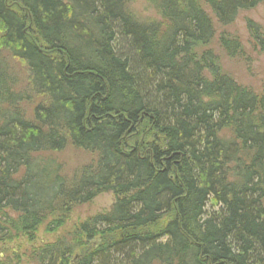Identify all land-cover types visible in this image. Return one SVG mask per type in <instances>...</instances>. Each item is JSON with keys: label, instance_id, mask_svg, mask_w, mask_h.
<instances>
[{"label": "trees", "instance_id": "16d2710c", "mask_svg": "<svg viewBox=\"0 0 264 264\" xmlns=\"http://www.w3.org/2000/svg\"><path fill=\"white\" fill-rule=\"evenodd\" d=\"M0 0V243L57 231L104 193L107 214L39 249L36 264H264V96L238 85L208 49L199 0ZM264 0H209L233 24ZM247 29L264 52V33ZM229 51H239L234 41ZM24 65L15 90L4 54ZM41 99L33 119L21 103ZM229 133V134H228ZM97 157L72 179L43 154ZM76 256V257H74Z\"/></svg>", "mask_w": 264, "mask_h": 264}, {"label": "rangeland", "instance_id": "374dc122", "mask_svg": "<svg viewBox=\"0 0 264 264\" xmlns=\"http://www.w3.org/2000/svg\"><path fill=\"white\" fill-rule=\"evenodd\" d=\"M199 1L212 19L215 29V37L208 49L218 57L223 71L232 77L238 85L257 95L264 96V52L255 45L247 29L248 21H252L264 33V3L253 10L240 12L233 24L222 26L217 22L208 6L209 0ZM127 9L137 21L142 23L161 20L159 14L148 4L147 0H129ZM234 41L239 44V51L235 54L229 51L230 44ZM4 57L9 72L16 80L15 90L23 94L30 93L26 67L7 53L4 54ZM40 101V98L34 97L32 102L20 104L26 119H33L34 108ZM41 157L45 160H54L60 165L61 174L68 179H72L83 167L93 165L97 161L95 155L70 146L61 153L43 154ZM115 201L113 193H104L90 203L75 207L62 222L63 225L54 232H50L49 228L55 221L52 215L49 216L40 225L34 242H30L23 234H17L12 230V239L0 243V264H36L34 255L39 249L45 245L53 244L61 238L69 237L80 224L97 215L109 213ZM5 214L14 220L18 218V215L7 210L0 212V220Z\"/></svg>", "mask_w": 264, "mask_h": 264}]
</instances>
